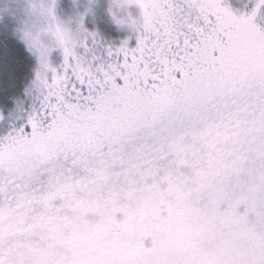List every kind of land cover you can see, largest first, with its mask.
Instances as JSON below:
<instances>
[{
  "label": "snow or ice",
  "instance_id": "6c2138e0",
  "mask_svg": "<svg viewBox=\"0 0 264 264\" xmlns=\"http://www.w3.org/2000/svg\"><path fill=\"white\" fill-rule=\"evenodd\" d=\"M120 2L134 48L56 23L58 70L33 40L43 104L0 142V264H264V0Z\"/></svg>",
  "mask_w": 264,
  "mask_h": 264
},
{
  "label": "rangeland",
  "instance_id": "374dc122",
  "mask_svg": "<svg viewBox=\"0 0 264 264\" xmlns=\"http://www.w3.org/2000/svg\"><path fill=\"white\" fill-rule=\"evenodd\" d=\"M231 1V0H230ZM237 0L235 3H237ZM222 4L229 7L236 15H250L256 9L258 0H240L238 5L232 4L227 0H221ZM51 5L55 16L63 22V24L71 29L79 36H89L91 42V33H95L96 40L99 44L96 46L101 57L107 56V48L111 46L113 49L118 48L125 40L128 41V47L134 48L138 43L139 26L132 21L142 20V9L136 3L125 4L120 0H43V4H39L38 0H0V16L5 17L6 23L10 22L14 29H17L19 38L26 46L29 55L35 61L34 75L27 90V98L14 108L8 116L0 109V142H3L10 134H14L19 129H24L26 132L31 131L30 118L41 111L43 104L44 92L38 87L37 73L41 70L40 49L35 45L29 31L33 28L35 19V11L37 7ZM255 6V7H254ZM261 11L258 19H254V23L261 31H264V5H260ZM258 14V12H257ZM262 14V15H261ZM0 22V27L5 25ZM99 25L107 27H116L124 35L121 41L114 42L104 39ZM106 27V28H107ZM6 35H11L6 32ZM39 39L45 44H50V49L47 54L48 62L62 70L64 63V51L61 47L55 44V41L50 32H41ZM77 52H84L83 47L77 48ZM111 59V58H109ZM52 73L49 70V76ZM11 87L14 80H6ZM1 82V81H0ZM2 83V82H1ZM0 83V101L8 103L10 97L5 99L3 86ZM14 95L15 93H11Z\"/></svg>",
  "mask_w": 264,
  "mask_h": 264
},
{
  "label": "trees",
  "instance_id": "16d2710c",
  "mask_svg": "<svg viewBox=\"0 0 264 264\" xmlns=\"http://www.w3.org/2000/svg\"><path fill=\"white\" fill-rule=\"evenodd\" d=\"M227 1L236 5L240 3V0L237 3H235L237 0ZM260 12L259 10L254 19H258L257 17H259ZM4 21L5 17L0 16V22L3 23ZM262 23L264 25V22ZM99 26L101 29L99 32L102 33L104 39L107 37V41L112 40L114 42L115 40L116 42L124 38V35L116 27ZM14 27L17 26L14 25ZM14 27L11 26L10 22L6 23V21L5 25L0 27V81L2 82L0 83L4 87L3 90H5L6 94L10 92L3 97L5 99L10 97L8 103L0 101V109L5 114V117L24 99H28L27 90L33 79L35 67V61L29 55L26 46L19 38L17 29H14ZM7 31L10 32L11 35H6ZM8 79L14 80L12 82V87L6 81ZM11 93H15V96L10 95Z\"/></svg>",
  "mask_w": 264,
  "mask_h": 264
},
{
  "label": "clouds",
  "instance_id": "9594fccd",
  "mask_svg": "<svg viewBox=\"0 0 264 264\" xmlns=\"http://www.w3.org/2000/svg\"><path fill=\"white\" fill-rule=\"evenodd\" d=\"M39 4H43V0H38ZM49 6L46 5L43 7H37L35 11V19L33 21V28L29 31V36L32 40H38L41 45H43L46 49H50V44H45L43 41L39 39L41 32H50L55 44L59 46V42L56 40L54 32L51 30L56 23H58L64 30L71 33L74 38H78L79 34L73 32L71 29L66 27L62 21H60L56 16L55 19L49 14ZM60 47V46H59Z\"/></svg>",
  "mask_w": 264,
  "mask_h": 264
}]
</instances>
